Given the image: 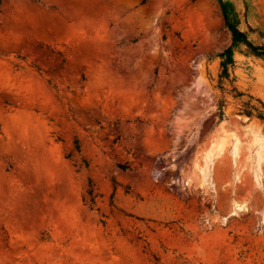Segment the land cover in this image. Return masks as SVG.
<instances>
[{
  "label": "rangeland",
  "instance_id": "1",
  "mask_svg": "<svg viewBox=\"0 0 264 264\" xmlns=\"http://www.w3.org/2000/svg\"><path fill=\"white\" fill-rule=\"evenodd\" d=\"M224 1L262 44L264 0ZM231 46L219 0H3L0 264H264V60L220 83Z\"/></svg>",
  "mask_w": 264,
  "mask_h": 264
},
{
  "label": "trees",
  "instance_id": "2",
  "mask_svg": "<svg viewBox=\"0 0 264 264\" xmlns=\"http://www.w3.org/2000/svg\"><path fill=\"white\" fill-rule=\"evenodd\" d=\"M2 1L3 0H0V9ZM219 5L225 25L232 36V46L223 55H221V74L219 78L220 83H222L224 80H227L229 78L230 67L234 64L233 53L235 49L244 48L242 52L246 55L255 56L264 60V42L260 45H256L249 40L247 33L240 30V14L230 3L225 2L224 0H219ZM262 38L264 40V36H262ZM248 115H251L250 112H248ZM262 119H264L263 116ZM76 149H79L77 142ZM119 167L124 171L128 170V167L125 165H120ZM88 195L90 196L91 204L95 205L97 196L94 195L93 190H90L88 192Z\"/></svg>",
  "mask_w": 264,
  "mask_h": 264
},
{
  "label": "bare ground",
  "instance_id": "3",
  "mask_svg": "<svg viewBox=\"0 0 264 264\" xmlns=\"http://www.w3.org/2000/svg\"><path fill=\"white\" fill-rule=\"evenodd\" d=\"M211 152H212V151H211ZM211 152H209V153L211 154ZM209 153H208V154H209ZM210 154H209V155H210ZM210 157H211V156H210ZM235 208H237L238 210H241L243 207L240 206V205H236ZM235 210H236V209H235Z\"/></svg>",
  "mask_w": 264,
  "mask_h": 264
}]
</instances>
